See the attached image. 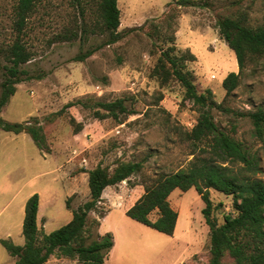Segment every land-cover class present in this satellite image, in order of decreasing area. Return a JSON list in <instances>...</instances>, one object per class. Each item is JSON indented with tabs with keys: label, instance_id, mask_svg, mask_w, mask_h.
Masks as SVG:
<instances>
[{
	"label": "rangeland",
	"instance_id": "rangeland-1",
	"mask_svg": "<svg viewBox=\"0 0 264 264\" xmlns=\"http://www.w3.org/2000/svg\"><path fill=\"white\" fill-rule=\"evenodd\" d=\"M195 1L196 4L180 6L176 0H118V30L141 28L100 47L81 61L74 57L81 50L96 46L103 37L93 34L82 41L58 40L57 35L76 30L75 8L69 0L37 1L20 33L32 53L31 60L21 66L28 74L16 85L0 117L39 125L46 148L42 152L28 134L14 136L0 129V239L10 238L15 244H23L24 205L33 193L39 194L40 235L66 224L72 210L90 198L85 178L75 179L77 191L72 195L67 184L72 173L81 169L87 171L100 164L111 172L119 160L141 161L144 176L152 177L186 167L193 158L186 133L204 110L211 114L219 130L256 153L260 167L256 176L264 180V132L262 137L257 136L249 116L259 108L264 110V57L249 56L238 85L227 93L223 81L228 73L238 72V65L234 51L217 27L219 19L242 14L248 26L263 25L264 0ZM17 3L18 0H0V50L17 36ZM172 8L177 14L171 29L166 31L162 26L159 37H150V21L156 19L164 24L162 18ZM95 16V9L86 15L90 21ZM168 37L173 40L163 42ZM169 46L175 47L176 56L193 55V60L186 59L184 64L193 75L197 92H211L205 107L185 99L184 88L173 77L162 83L155 67L161 51ZM5 64L0 57V82ZM118 98L125 99L131 114L95 117L94 111L104 112L98 103ZM69 103L73 105L65 108ZM71 119L82 125L80 132H74ZM120 184L125 194L122 193L124 201L119 206L109 210L108 204L99 202L87 216V244L107 232L112 235L107 264L208 263L209 228L202 213L205 204L194 187L170 193L169 203L178 216L173 234L167 235L125 214L128 199L138 198L144 191L141 176L134 175L130 183ZM136 185H141L140 190ZM131 188L136 190L130 192ZM70 196L68 208L66 201ZM210 198L217 205L213 215L221 224L223 214L233 211L232 197L212 189ZM103 212L108 214L101 224H91L93 219L100 220ZM155 216L153 212L151 218ZM194 249L195 253L189 256ZM49 260L51 264H85L57 252ZM224 263L234 264L228 255ZM0 264H16L1 243Z\"/></svg>",
	"mask_w": 264,
	"mask_h": 264
},
{
	"label": "trees",
	"instance_id": "trees-1",
	"mask_svg": "<svg viewBox=\"0 0 264 264\" xmlns=\"http://www.w3.org/2000/svg\"><path fill=\"white\" fill-rule=\"evenodd\" d=\"M37 1L18 0L14 11V28L17 36L5 49L0 50V57L6 61L3 79L0 82V112L14 95L16 85L24 80L22 76L28 74L21 66L31 60L32 53L20 39V33L34 11ZM117 1L69 0L76 10L78 26L76 30L68 29L55 38L58 40L79 38L82 41L93 34L103 37L96 46L81 50L74 60H84L100 47L113 44L125 34L141 28L128 27L123 32L118 30L120 9ZM175 4L180 6L196 4V1L176 0ZM93 9L96 18L90 21L86 15ZM176 14L174 8L166 12L162 18L164 24L152 19L147 31L149 36L155 34L159 37L162 26L166 31L170 30ZM217 27L220 36L234 51L238 65V72L228 73L222 84L229 93L238 85L240 72L244 69L248 57L253 55L264 57V24L248 26L242 14L219 19ZM172 40V37H168L164 38L163 42ZM174 51V46L161 51L155 71L160 75L162 83L173 77L184 88L185 99L205 107L211 92L209 90L206 93L197 92L193 75L184 64L186 59L193 60V55H188L189 58L185 55L176 56ZM98 104L104 110L94 111L95 117L99 119L109 116L119 118V114H131L124 98ZM71 105L73 103L65 105V108ZM249 116L257 136L262 137L264 110L259 108ZM71 122L74 124L75 133L82 130L80 123L76 125L74 119H71ZM0 129L13 133L25 132L39 149L43 150L45 147L42 128L37 124L27 121L11 122L0 117ZM186 138L193 147V158L186 167L172 173H157L152 177H145L143 162L131 160H119L111 172L108 167L100 164L87 170L90 198L72 210L70 221L48 234H39L37 227L39 195L33 193L24 206L23 245H17L9 238H1V245L15 258L17 264H49V257L56 252L66 258H77L85 264H107L105 258L113 246L112 235L106 233L87 244V216L90 211L96 209L107 186H115L123 181L130 183V177L139 174L144 191L126 210L125 214L128 217L159 232L172 235L178 214L169 203V195L175 189L187 191L194 187L205 204L202 213L209 228L207 264H225V255L231 257L234 264H264V180L256 176L260 172L258 156L242 142L219 130L207 110L201 111L194 127L186 133ZM199 143L204 144L199 146ZM212 189L232 197L233 211L223 214L221 224H217L213 215L217 205L214 206L210 198ZM71 197L66 201L68 208ZM153 212H156L155 218H151ZM104 214L105 212L101 213L100 217ZM92 223L98 226L99 220L93 219Z\"/></svg>",
	"mask_w": 264,
	"mask_h": 264
},
{
	"label": "crops",
	"instance_id": "crops-1",
	"mask_svg": "<svg viewBox=\"0 0 264 264\" xmlns=\"http://www.w3.org/2000/svg\"><path fill=\"white\" fill-rule=\"evenodd\" d=\"M6 132H9V133H12L14 136H17V135H20V134H27V133H25V132H20V133H13V132H10V131H6ZM29 135V134H28ZM41 150V149H40ZM42 152H44L43 150H41ZM45 153V152H44ZM43 155H45V154H43ZM79 176H81V177H83V178H85L86 179V184L88 183V174H87V172H86V170H84V169H81V171L79 172V173H72V176H70V178H68V185L71 187V195L74 193V192H76L77 191V184L75 183L76 182V178H78ZM126 182V181H125ZM120 187V189H116V188H114V187ZM137 187H138V189L137 190H140V187H141V185H136ZM111 188H113V190L111 189ZM130 192H134L135 190H136V188H131V189H128ZM125 194V188H123V186L119 183V184H117V185H115V186H107L104 190H103V192H102V195H101V201L100 202H103V203H105V204H108L109 205V210L111 209V208H113L114 206H119L120 205V203H122V201H124V196H123V194ZM39 195V194H38ZM138 196H140V194L138 195ZM137 196V197H138ZM139 198V197H138ZM138 198H135V199H128L129 201V204H128V206H127V208L125 209V212H126V210L129 208V207H131L133 204H134V202L136 201V199H138ZM25 206V205H24ZM38 210H39V206H38ZM109 210H107L108 211V213H109ZM38 213V212H37ZM107 213V212H106ZM107 213V214H108ZM107 214H104V216L99 220V225L101 224V222H102V220H104L106 217H107ZM72 218V217H71ZM23 219H24V217H23ZM70 221V220H69ZM22 224H23V221H22ZM98 225V226H99ZM97 226V227H98ZM108 233V232H107ZM24 238V237H23ZM10 239V238H9ZM11 240V239H10ZM24 243V242H23ZM17 245H21V244H17ZM23 245V244H22ZM112 248V247H111ZM110 248V249H111ZM195 250L196 249H194L190 254H189V256L190 255H192L193 253H195ZM110 251V250H109ZM10 255V254H9ZM54 255V254H53ZM11 256V255H10ZM52 256V255H51ZM50 256V257H51ZM12 257V256H11ZM50 257H49V259H50ZM13 258V260H14V262H15V258L14 257H12ZM48 259V263L49 264H51ZM107 261V257L105 258V262ZM16 263V262H15ZM17 264V263H16Z\"/></svg>",
	"mask_w": 264,
	"mask_h": 264
}]
</instances>
